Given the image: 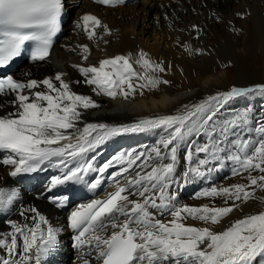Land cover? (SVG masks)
<instances>
[{"label": "snow or ice", "instance_id": "snow-or-ice-1", "mask_svg": "<svg viewBox=\"0 0 264 264\" xmlns=\"http://www.w3.org/2000/svg\"><path fill=\"white\" fill-rule=\"evenodd\" d=\"M95 2L114 8L126 0ZM64 10V0H0V67L21 56L26 42H31V61L46 62ZM236 15L243 19L250 13ZM213 16L222 20L216 13ZM75 28L89 41L111 35L108 26L92 14L82 15ZM192 28L199 39L201 30L197 25ZM232 31L240 30L233 27ZM178 46L189 56L211 55L188 43L178 42ZM68 50L82 61L71 65L80 79L66 81L68 74L62 71L40 80L0 78V165L8 167L12 178L58 170L50 178L48 193L69 182L87 183L90 172L102 177L109 168L120 166L108 177L114 191L105 199L80 204L67 216L81 264H264V209L244 211L254 195L249 189L264 191V122L249 128L247 111L231 119L220 116L235 98H264V84L232 87L183 105L177 114L132 124L88 122L86 114L101 105L92 95L74 91L73 83L87 86L94 96L132 104L137 97L170 85L163 74L172 66L153 61L142 49L95 63H88L92 52L88 44ZM149 130L164 134L149 150L121 153L98 168L93 166L96 157L89 158V153L110 138ZM180 159L188 166L178 174ZM229 164L231 175L245 183L209 187L196 194V198H223L224 206L179 202L180 188L207 180ZM99 177L89 183L91 189L100 185ZM46 198L60 209L69 201L67 195ZM19 200L16 189L0 187V213L9 212ZM237 212L240 215L233 219ZM19 216L21 220L7 221L9 231L0 232V264H42L57 248L61 229L51 227L35 207H22ZM189 220L197 224L190 225Z\"/></svg>", "mask_w": 264, "mask_h": 264}, {"label": "bare ground", "instance_id": "bare-ground-1", "mask_svg": "<svg viewBox=\"0 0 264 264\" xmlns=\"http://www.w3.org/2000/svg\"><path fill=\"white\" fill-rule=\"evenodd\" d=\"M83 5L101 13L96 5L89 2L79 1L76 7L81 8ZM170 6L172 8L170 12L165 9L169 12L165 19L160 16L157 3L152 0H140L137 3L112 9L104 8L105 20L109 26L115 28V32L106 36L108 43L104 45L102 54L111 55L142 46L154 56L163 58L166 65L172 66L164 74L165 79L178 80L179 83L190 78L192 88L189 87L184 93L176 95L175 91H172V85L161 86L162 91L137 97L132 104L119 99L100 100L97 102L101 106L86 114L85 119L88 122L106 124L132 122L163 115V112L174 108L178 102L191 96L200 98L210 90H218V87L222 86L228 87L229 67L224 68L222 65L228 60L233 63L231 68L236 69L239 74L236 76L240 79L237 82L238 86L264 83V72L260 71L257 65L249 68L247 63L248 58L251 59L258 51L264 50V0H179V3H170ZM236 12L250 13V15L241 19L240 16H236ZM213 13L222 17V20L217 21ZM194 22L201 24L203 28L199 39L192 38L193 30L188 29ZM233 27L240 31L233 32ZM111 36L115 38L112 40ZM185 38L189 39L193 47L207 49L211 55L189 56L182 47L178 46V42H183ZM92 52H95V48ZM69 60H76V56L55 46L44 70L65 69L74 75L67 64ZM213 63H216L217 71L212 69ZM30 76L38 78L32 73ZM195 80L201 82V89L195 88ZM180 84L187 87L185 83L180 82ZM1 174L6 178L4 170L0 167V176ZM261 194L256 192L255 198L244 205L245 212L255 213L264 209V194ZM33 203L48 214L57 212L44 201L33 199ZM239 215L238 212L233 213L232 218Z\"/></svg>", "mask_w": 264, "mask_h": 264}, {"label": "rangeland", "instance_id": "rangeland-1", "mask_svg": "<svg viewBox=\"0 0 264 264\" xmlns=\"http://www.w3.org/2000/svg\"><path fill=\"white\" fill-rule=\"evenodd\" d=\"M247 63L249 65V68H251L254 65H257L259 70L264 72V50H262V52L258 51L253 57H251V59L248 58L247 59ZM229 64H231V65H229ZM232 64L233 63H232L231 60H228L226 63H222V65H229V66H227V67H229L228 76H227V80L229 82V86L228 87L222 86V87H218L219 88L218 90H213V91L210 90L207 93L203 94L201 97L199 96L200 98H197L198 96L197 97L195 96V98H192V96H191V97H189V98H187L185 100H182V101L178 102L174 106V108H172V109L168 110L167 112H165V115L177 114L182 109L183 105H192V104H195V103H199V102L203 101L204 99H206L208 96L215 95L217 92H226V91H229L232 87H240V86L237 85V82H239L240 79H239V77L238 78L236 77L239 74L236 72V69L233 70V68H231ZM243 65H244V63H243ZM224 68H226V67H224ZM235 68H236V66H235ZM212 69L217 71L216 70L217 69L216 63L212 64ZM189 79L190 78H187L183 82L179 81V83H177L178 80H174L173 81L171 79L170 80L171 81L170 85H172V91L174 90L175 94L178 95V94H181V93H184L185 91H187L189 89V87L192 88V85L190 83V81L192 82V80L191 79L189 80ZM180 82L181 83H185L187 85V87L185 88L184 84H180ZM194 84H195V88L197 87L198 89H201V82H199V80H195ZM253 84H256V83H252L250 85H253ZM249 86L247 85L246 87H249ZM254 86H256V85H254ZM241 88H243V86H241ZM256 192H261L262 193L261 195L264 194V191H261V190H258ZM251 200H253V199H249L248 201H251Z\"/></svg>", "mask_w": 264, "mask_h": 264}]
</instances>
